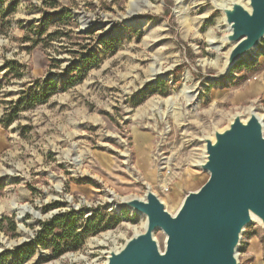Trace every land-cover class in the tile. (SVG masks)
I'll use <instances>...</instances> for the list:
<instances>
[{"label":"rangeland","instance_id":"obj_1","mask_svg":"<svg viewBox=\"0 0 264 264\" xmlns=\"http://www.w3.org/2000/svg\"><path fill=\"white\" fill-rule=\"evenodd\" d=\"M232 1L0 0V264L32 245L23 264H105L144 232L122 199L176 215L209 180L204 138L253 112L264 134V41L220 78ZM70 221L76 250L35 243ZM237 259L264 264L258 220Z\"/></svg>","mask_w":264,"mask_h":264},{"label":"water","instance_id":"obj_2","mask_svg":"<svg viewBox=\"0 0 264 264\" xmlns=\"http://www.w3.org/2000/svg\"><path fill=\"white\" fill-rule=\"evenodd\" d=\"M245 1L247 6L232 1L218 9L229 31L223 41L231 47L221 78L264 41V0ZM238 115L213 139L202 140L205 162L199 168L209 180L189 193L176 215L150 189L143 200L119 205L144 216L147 227L111 251L106 264H239L245 230L255 220L264 228V134L258 116L244 121ZM157 232L166 237L164 252Z\"/></svg>","mask_w":264,"mask_h":264},{"label":"trees","instance_id":"obj_3","mask_svg":"<svg viewBox=\"0 0 264 264\" xmlns=\"http://www.w3.org/2000/svg\"><path fill=\"white\" fill-rule=\"evenodd\" d=\"M26 105V104H25ZM33 105L27 106V108H32ZM58 220V218H56ZM59 223V221H58ZM73 223L70 221L66 224H61V228L63 230L62 235H54L55 232V225L51 224L50 222L48 224H43L41 230L38 233V239L35 242L37 245L47 248L49 245L46 243V239L52 236V245L50 246L53 250V254L55 258H59L65 253L69 251L76 250L73 247H70L69 240L71 239L72 235L75 234V230H73ZM81 235H78L80 237ZM34 252L33 245L29 248H20L17 250L16 258L19 263L17 264H23L27 260H29Z\"/></svg>","mask_w":264,"mask_h":264},{"label":"bare ground","instance_id":"obj_4","mask_svg":"<svg viewBox=\"0 0 264 264\" xmlns=\"http://www.w3.org/2000/svg\"><path fill=\"white\" fill-rule=\"evenodd\" d=\"M236 1V0H235ZM236 2H238V0L236 1ZM225 6H229V5H224V6H220V8H223V7H225ZM229 32V31H228ZM227 58H225V60H226ZM223 73H224V68H223ZM223 73L220 75V78L222 77V75H223ZM252 114H255L256 115V113L255 112H253ZM238 116H240V117H242L241 115H238ZM257 116V115H256ZM260 119V118H259ZM245 121V120H244ZM210 139H213V137H209ZM204 145V144H203ZM203 156H204V162H205V155L203 154ZM203 162V163H204ZM202 163V164H203ZM202 164H200V166L202 165ZM199 166V167H200ZM143 200V199H142ZM121 201V200H120ZM127 201H129V199H122V203L123 202H127ZM24 213V212H23ZM255 222H256V220H255ZM261 224V223H260ZM146 227H147V223H146V221L144 220V222H143V224H142V229L145 231V229H146ZM136 233V232H135ZM141 233V232H140ZM108 236H110V235H108ZM105 240H108V237L105 239ZM104 241H100L99 243H103ZM106 264V263H105Z\"/></svg>","mask_w":264,"mask_h":264},{"label":"built area","instance_id":"obj_5","mask_svg":"<svg viewBox=\"0 0 264 264\" xmlns=\"http://www.w3.org/2000/svg\"><path fill=\"white\" fill-rule=\"evenodd\" d=\"M166 191H169V189H168V188H166Z\"/></svg>","mask_w":264,"mask_h":264}]
</instances>
